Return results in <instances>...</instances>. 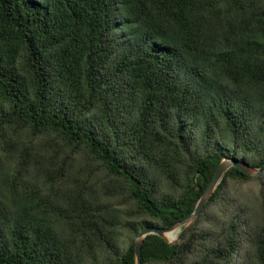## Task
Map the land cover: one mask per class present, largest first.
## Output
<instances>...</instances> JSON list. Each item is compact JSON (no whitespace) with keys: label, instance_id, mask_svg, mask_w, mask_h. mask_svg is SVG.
Here are the masks:
<instances>
[{"label":"trees","instance_id":"obj_1","mask_svg":"<svg viewBox=\"0 0 264 264\" xmlns=\"http://www.w3.org/2000/svg\"><path fill=\"white\" fill-rule=\"evenodd\" d=\"M223 158L264 163V0H0V264H135L136 234L188 217ZM227 179L264 172L230 167L178 242L144 238L142 264H264V188L204 247Z\"/></svg>","mask_w":264,"mask_h":264},{"label":"rangeland","instance_id":"obj_2","mask_svg":"<svg viewBox=\"0 0 264 264\" xmlns=\"http://www.w3.org/2000/svg\"><path fill=\"white\" fill-rule=\"evenodd\" d=\"M21 134H31L27 130H21ZM56 137L54 135H43L39 136L35 141H37L39 144H50L54 142L55 144H58L56 142ZM51 146V144H50ZM60 146V145H59ZM61 147V146H60ZM76 148V149H75ZM75 148H68V152H75V155L78 158L85 157L87 149L84 146H75ZM51 150V149H50ZM90 171L97 173L98 176L103 179L107 175L103 174V170L100 168V165L97 162L91 161V163L87 167V174L90 173ZM264 185L259 181L255 179H250L245 182H239L231 179H227L226 182V188H225V196L220 198L215 205H211L207 208L205 217L202 221V223L199 225L200 229L205 230L206 238H204V247L206 248H212L214 245L213 242V236L215 237V234L217 233L216 225L224 220H228L231 217V213H233L240 206H242V209L246 214L243 217L244 220H247L248 213L251 209L255 208L254 203L258 196L260 189H263ZM168 189H170L168 187ZM167 188H162V191L168 192ZM98 192V190H96ZM99 193V192H98ZM98 193L96 196H98ZM176 192L170 189V194H175ZM101 199L103 200L104 204H110L112 206L121 208L119 209V213L121 215L122 222H130V221H140V220H149V217H144V219H141L140 217L136 216L135 214L128 213L126 210L129 207L128 202L125 200V198H117L113 199L112 197L106 196L105 193L100 192ZM258 201V200H257ZM207 231V232H206ZM134 237V233H131L129 231H122L120 234V244L123 247H126L129 242ZM201 245H196L194 248V252L191 255V259H197L202 256L203 253H205L204 249L202 250ZM210 258V257H209Z\"/></svg>","mask_w":264,"mask_h":264},{"label":"water","instance_id":"obj_3","mask_svg":"<svg viewBox=\"0 0 264 264\" xmlns=\"http://www.w3.org/2000/svg\"><path fill=\"white\" fill-rule=\"evenodd\" d=\"M235 167L248 175H259L264 172V163L259 167L249 166L244 161H235L231 158H223L218 164L212 179L208 187L198 198L192 213L185 219L172 224L169 227H158V226H145L143 227L134 238V260L135 264H142L141 262V246L144 238L149 234H154L162 238L165 242L170 245L178 242L181 236L196 222L197 217L208 201L212 193L217 188L218 184L222 180L225 172L230 168Z\"/></svg>","mask_w":264,"mask_h":264}]
</instances>
